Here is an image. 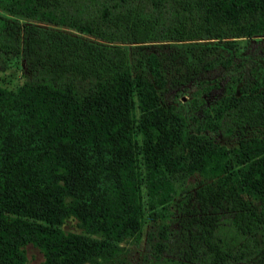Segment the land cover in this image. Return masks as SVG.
Wrapping results in <instances>:
<instances>
[{
	"label": "trees",
	"instance_id": "1",
	"mask_svg": "<svg viewBox=\"0 0 264 264\" xmlns=\"http://www.w3.org/2000/svg\"><path fill=\"white\" fill-rule=\"evenodd\" d=\"M259 35L264 0H0V70L18 57L27 73L14 89L0 85V264H28L27 244L38 264H121L146 206L175 191L165 171L197 175L179 220L187 245L165 256L161 225L142 264H264V76L233 78L185 115L161 99L160 58L130 61L124 47ZM169 55L186 63L176 48Z\"/></svg>",
	"mask_w": 264,
	"mask_h": 264
},
{
	"label": "rangeland",
	"instance_id": "2",
	"mask_svg": "<svg viewBox=\"0 0 264 264\" xmlns=\"http://www.w3.org/2000/svg\"><path fill=\"white\" fill-rule=\"evenodd\" d=\"M130 61L147 52H154L161 60L166 82L160 91L161 99L173 104L185 115H189L193 108L190 100H196L201 105L209 106L218 96L226 91L230 80L239 78L254 79L264 76V35L252 37H235L228 44L215 39H192L184 41H149L143 43L124 44ZM186 63L177 65L176 61L170 58V50L175 49ZM215 56H221L227 63L212 62ZM210 62V63H208ZM197 64L196 76L186 83H176L175 75L178 76L184 68ZM27 73L22 60L18 57L10 58L9 66L0 70V85L14 89L19 86ZM237 83V86L239 85ZM216 141L229 148L233 144V136L226 133H212ZM173 183L175 189L171 199L163 206L156 205L151 209L146 206L144 209V221L141 234L138 239H127L123 242L126 250L120 256L121 264H142L143 257H149L153 253V243L160 239L159 229L161 225L167 226L170 230L169 248L163 254L169 257H183L180 250L187 245L183 238L184 230L179 224L181 216L187 214L188 202L183 200L184 195L191 191L195 185L197 175L184 174L181 171H165ZM142 200L148 204L149 196L142 189ZM191 202V201H189ZM256 202V201H255ZM152 210L155 213H151ZM65 229L78 230L73 218H67L62 224ZM260 245H264V227L256 232ZM183 254V253H182ZM26 255L28 264H38L42 259L40 251L27 244ZM184 255V254H183ZM203 264V263H198ZM226 264H243L240 262H228Z\"/></svg>",
	"mask_w": 264,
	"mask_h": 264
}]
</instances>
